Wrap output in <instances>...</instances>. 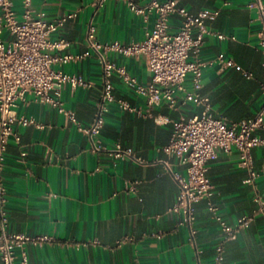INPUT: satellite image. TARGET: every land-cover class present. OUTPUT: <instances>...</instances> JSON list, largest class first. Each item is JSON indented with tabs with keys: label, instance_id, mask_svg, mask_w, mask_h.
Listing matches in <instances>:
<instances>
[{
	"label": "crops",
	"instance_id": "obj_1",
	"mask_svg": "<svg viewBox=\"0 0 264 264\" xmlns=\"http://www.w3.org/2000/svg\"><path fill=\"white\" fill-rule=\"evenodd\" d=\"M133 1L145 4L150 0ZM249 1L180 0L192 12L219 11L206 20L204 43L192 55L208 62L202 69L200 91L210 97L215 115L229 122L252 118L264 103L260 21ZM13 4L21 16L23 0H13ZM32 6L35 14L48 20L76 12L52 37L68 41L61 53L88 54L55 66L88 81V85L63 88L65 106L88 125L95 117L103 82L100 59L87 39L90 25L95 26V39L101 43L142 41L154 27L155 14L146 19L132 11L127 0H108L98 9L94 0H32ZM180 24L179 16L170 18L171 31ZM220 32L235 38L221 39ZM220 54L234 59L236 65L221 68L209 63ZM107 57L141 83L151 81L144 56L110 51ZM112 80L117 98L145 109V98L119 74L114 73ZM185 86L194 90L191 75ZM26 98V102L19 101L17 111L33 117L37 124L17 126L21 142L11 138L2 174L11 231L51 237L41 244H27L29 264H218L220 243L224 252L219 264H264V215L256 201L257 193L264 195L263 145L253 148L259 172L255 184L246 182L248 172L239 164L238 149L219 150L209 160L213 190L193 203L196 218L190 227L181 223L182 212L171 210L179 187L167 163L181 173L185 167L163 146L171 137V120L191 117L200 112V106L184 102L182 93L178 110L163 102L153 115L110 103L102 132L95 137L99 147L94 149L92 139L64 114L36 101L31 93ZM255 133L264 138V127ZM118 145L124 151L120 155ZM211 204L216 212L209 209ZM216 215L230 225L250 218L236 238L224 240ZM191 228L196 231L193 236Z\"/></svg>",
	"mask_w": 264,
	"mask_h": 264
},
{
	"label": "built area",
	"instance_id": "obj_2",
	"mask_svg": "<svg viewBox=\"0 0 264 264\" xmlns=\"http://www.w3.org/2000/svg\"><path fill=\"white\" fill-rule=\"evenodd\" d=\"M108 0H94V5L101 8ZM132 11L143 15L146 19L155 14L154 27L147 32L142 41L122 43L120 41L101 43L95 39V26L90 25L87 39L96 51L102 66V92L93 121L84 125L75 112L65 106L63 88L70 84L72 88L88 85V81L77 74L68 73L56 64H65L83 58V54L61 53L59 50L69 43L66 38L52 37L65 22L76 12H70L55 19L48 20L41 13H34L32 0H23L24 10L21 16L14 8L13 0H0V253L2 264H29L26 246L28 243L41 244L51 239L48 235H28L13 232L10 229V215L7 206V187L2 174L4 159L11 138L21 142L18 125L37 124L33 117L19 114V101H27L26 95L31 93L36 101L48 104L66 118L75 123L78 129L86 133L93 141L94 149H98L95 137L102 132L105 113L110 103L138 113L153 115L156 106L166 102L174 110L180 107L178 94H183L184 102H193L201 107L200 112L191 117L180 115L171 120L173 130L169 142L163 150L179 158L185 167V173L175 171L169 163L168 170L178 184L177 200L171 210L182 212L181 223L190 227L196 215L193 203L208 197L213 190V184L208 176V162L216 157L219 150L228 152L236 148L240 152V166L244 167L248 176L246 182L255 184L259 176L253 159V148L264 146V138L255 132L264 127V103L252 118L243 122H229L226 117L217 116L208 95L201 89L202 69L208 63L199 59L193 52L202 47L208 31L206 20L219 13L218 10H200L192 12L180 3V0H150L138 4L127 0ZM248 6L255 9L260 21L259 43L264 53V0H250ZM177 15L181 24L176 31L170 30V18ZM8 36L5 37L4 33ZM219 38H235L233 35L218 33ZM110 51L124 55L144 56L151 73L148 84L141 83L128 72L124 66H119L107 57ZM209 63L219 64L221 68L236 65L234 59L220 54ZM264 67V59H263ZM120 75L123 82L134 89L146 100L145 109L134 105L128 100L117 98L114 93L112 76ZM249 74V73H248ZM193 77V91L185 86L187 77ZM264 93V80L262 82ZM41 126V125H39ZM117 155L124 151L117 146ZM26 151L21 153L22 156ZM259 211L264 215V195L257 193ZM209 209L216 212L217 207L210 205ZM250 217H242L235 225H230L222 217L216 219L224 232V240L234 239L240 228ZM195 229L191 228L192 236ZM217 263L224 252L223 243L217 248Z\"/></svg>",
	"mask_w": 264,
	"mask_h": 264
}]
</instances>
